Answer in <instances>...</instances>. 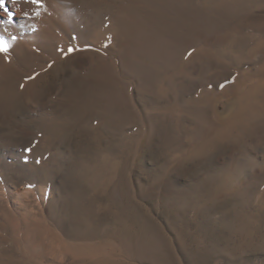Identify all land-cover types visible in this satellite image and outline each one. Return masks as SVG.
I'll return each mask as SVG.
<instances>
[{"label":"rangeland","instance_id":"374dc122","mask_svg":"<svg viewBox=\"0 0 264 264\" xmlns=\"http://www.w3.org/2000/svg\"><path fill=\"white\" fill-rule=\"evenodd\" d=\"M6 7L0 264H264V0Z\"/></svg>","mask_w":264,"mask_h":264},{"label":"snow or ice","instance_id":"6c2138e0","mask_svg":"<svg viewBox=\"0 0 264 264\" xmlns=\"http://www.w3.org/2000/svg\"><path fill=\"white\" fill-rule=\"evenodd\" d=\"M8 2H9V0H0V9H2L7 14L6 20L0 19V52H5V53H7L9 51V48L12 46V43L17 40L16 35H11L10 39H6V37H5V33H8V28L3 27V25L14 23V17L16 15V13L9 11V9L6 7V4ZM10 2L13 5L16 4V0H10ZM26 2L31 3V4L41 5L43 0H26ZM35 14L39 15V12H36ZM23 15L28 16L29 13L24 12ZM20 27H24V25H20ZM67 51H68V53H71V52L75 51V49L72 47H69ZM28 78L32 79L33 77H28ZM22 87H23V85H22ZM221 87H222V85H221ZM25 151L31 152L32 149L27 148V149H25ZM25 160H27L26 157H25ZM36 163L38 164V163H40V161L37 160ZM29 187H31V185H29Z\"/></svg>","mask_w":264,"mask_h":264}]
</instances>
